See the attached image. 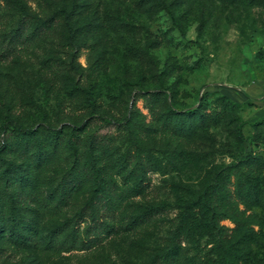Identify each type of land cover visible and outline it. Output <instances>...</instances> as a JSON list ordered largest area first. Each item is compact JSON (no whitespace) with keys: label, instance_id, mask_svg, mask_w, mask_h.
<instances>
[{"label":"rangeland","instance_id":"rangeland-1","mask_svg":"<svg viewBox=\"0 0 264 264\" xmlns=\"http://www.w3.org/2000/svg\"><path fill=\"white\" fill-rule=\"evenodd\" d=\"M27 14L54 19L11 57L0 38V143L12 123L40 141L0 155L31 193L0 175V264H264V0H0V37ZM78 154L99 176L53 200ZM103 178L143 190L98 245L17 242L83 236Z\"/></svg>","mask_w":264,"mask_h":264},{"label":"trees","instance_id":"trees-1","mask_svg":"<svg viewBox=\"0 0 264 264\" xmlns=\"http://www.w3.org/2000/svg\"><path fill=\"white\" fill-rule=\"evenodd\" d=\"M30 18L29 14H27L26 18L24 17L21 20L12 33L5 34L0 37L3 42L6 43V47L1 51L2 56L8 58L15 55L19 48L25 45L30 39L28 36L29 30H33V36L40 35L52 24L54 19V17H51L41 24L32 26L31 20H29ZM224 97L229 99L226 95H224ZM35 133L36 130L12 123L10 131L6 135L4 142L2 141L0 143V155L3 152L7 153L8 151H13L19 156H23L31 152V150L33 151L34 149H39L40 141L34 136ZM107 140L109 139H105V137H93L89 142V147L92 149H98L104 145L106 147L108 142ZM81 162L82 154H78L76 163L72 167V170L67 172L63 177L62 183L51 191L50 194L53 200L59 201L63 204H68L73 197V194L79 192L80 189L84 187L86 182L99 176L94 172L91 174L86 167H81ZM6 164V159L4 157H0V175L5 177L6 182L15 184L18 187L21 186L20 190H15L12 194L14 204L17 196L16 201L17 203L20 201L21 205L25 198H31L30 190L27 189L29 179L28 177H22L20 174L11 171V168ZM30 184L33 186V182H30ZM142 190V182H139L133 189L124 190L115 181L103 178L97 184L90 199L83 206L80 212V221L88 222L91 220V224L86 227L83 236H79V227H76V230L73 233H67L65 238L61 240V235L68 231L71 226V221H68L63 225L56 226L52 230L50 239L45 245H42L40 239H38L32 231L30 232V235L24 239H20V237H18L17 242L20 241L23 246H43L45 250L63 248L64 246V248H90L98 245L107 234L112 232L111 223L116 220V212L121 204L126 200L127 196L129 194H136L135 192H141ZM2 193L3 191L0 189V195H2ZM21 196L22 201L20 199ZM14 207L15 206H12L4 214H7L8 216L13 215V213L15 214V212L17 214ZM189 213L190 211L187 209L183 221L187 220ZM151 216L152 215L147 216V214L143 215L146 220H149ZM175 237L178 239L179 234H176ZM170 256V254H167L164 258L170 261L172 260V257Z\"/></svg>","mask_w":264,"mask_h":264}]
</instances>
